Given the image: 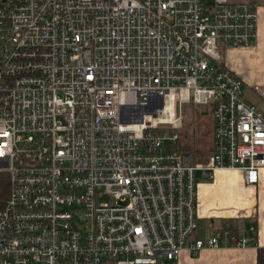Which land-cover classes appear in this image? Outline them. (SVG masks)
Returning <instances> with one entry per match:
<instances>
[{
    "label": "built area",
    "instance_id": "obj_1",
    "mask_svg": "<svg viewBox=\"0 0 264 264\" xmlns=\"http://www.w3.org/2000/svg\"><path fill=\"white\" fill-rule=\"evenodd\" d=\"M250 0H0V264H163L197 228L196 170L264 167V111L224 50L257 36ZM212 115L203 164L179 149ZM100 190L110 197L101 201Z\"/></svg>",
    "mask_w": 264,
    "mask_h": 264
},
{
    "label": "crops",
    "instance_id": "obj_2",
    "mask_svg": "<svg viewBox=\"0 0 264 264\" xmlns=\"http://www.w3.org/2000/svg\"><path fill=\"white\" fill-rule=\"evenodd\" d=\"M257 7V36L249 47L224 50L223 64L242 81L245 101L264 111V0H250ZM244 88V87H243ZM196 170L197 228L192 237H206L217 228H228L243 245L222 240L220 247H204L197 254L183 248L177 258L163 264H257V249L264 247V167L258 180L247 183L239 168H216L205 176Z\"/></svg>",
    "mask_w": 264,
    "mask_h": 264
},
{
    "label": "rangeland",
    "instance_id": "obj_3",
    "mask_svg": "<svg viewBox=\"0 0 264 264\" xmlns=\"http://www.w3.org/2000/svg\"><path fill=\"white\" fill-rule=\"evenodd\" d=\"M244 87V88H243ZM244 95L250 94L252 89L243 85ZM185 112L187 121L180 131L179 148L189 154L196 164H203L207 160L212 143V115L206 106H190ZM101 201H109L110 197L100 190Z\"/></svg>",
    "mask_w": 264,
    "mask_h": 264
},
{
    "label": "trees",
    "instance_id": "obj_4",
    "mask_svg": "<svg viewBox=\"0 0 264 264\" xmlns=\"http://www.w3.org/2000/svg\"><path fill=\"white\" fill-rule=\"evenodd\" d=\"M8 193H9L8 175L5 171H0V206H2L3 203L5 202ZM257 264H264V247H258L257 249Z\"/></svg>",
    "mask_w": 264,
    "mask_h": 264
}]
</instances>
